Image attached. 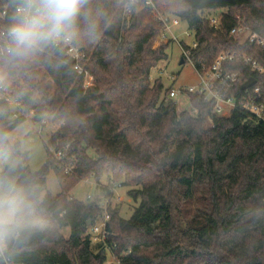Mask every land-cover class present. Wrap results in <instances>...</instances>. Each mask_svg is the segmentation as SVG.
I'll use <instances>...</instances> for the list:
<instances>
[{"label":"trees","instance_id":"16d2710c","mask_svg":"<svg viewBox=\"0 0 264 264\" xmlns=\"http://www.w3.org/2000/svg\"><path fill=\"white\" fill-rule=\"evenodd\" d=\"M127 1L90 0L83 10L88 18L81 15L72 30L74 44L89 58L88 89L65 52L51 43L0 61L4 93L25 113L33 112L42 128H56L45 144L47 162L33 173L28 154L8 141L27 119H11V108L0 101V135L7 137L0 141V166L7 163L0 175L35 192L33 226L8 244L9 263L106 264V249L93 247L88 234V224L95 225L103 211L97 203L76 201L72 192L83 181L99 183L108 176L140 201L128 221L118 210H107L106 242L116 246L120 264H264V124L240 109L217 117L212 105L196 96H191L196 117L178 111L166 99L173 87L165 90L161 79L151 77L169 58L171 41L160 37L164 25L143 5L127 20L122 11ZM154 3L195 34L198 47L189 58L196 67L210 66L223 52L246 53L264 63V51L231 36L240 23L264 35V0ZM220 10L216 30L202 16ZM5 24L0 19V26ZM187 60L184 56L183 64ZM235 69L243 74L232 93L237 99L251 78L264 93V75ZM64 150L65 159L56 160L54 154ZM51 171L60 187L56 197L46 192ZM0 264L6 263L0 258Z\"/></svg>","mask_w":264,"mask_h":264},{"label":"built area","instance_id":"2783aa9c","mask_svg":"<svg viewBox=\"0 0 264 264\" xmlns=\"http://www.w3.org/2000/svg\"><path fill=\"white\" fill-rule=\"evenodd\" d=\"M137 5L148 7L153 13L156 21L164 25V29L160 34L162 41H171V43L178 41L170 27V15H164L159 12L155 6L154 0H128L122 7L124 18L130 20L132 11ZM0 6L2 8V10H0V19L6 23L4 26H0L1 61L4 57L10 55L8 50L10 47L14 46L10 39L8 29L12 23L17 22L16 9L20 7V0H0ZM222 18V15H220L219 17L209 18L208 21L214 29L218 30L221 27ZM231 36L241 45H248L264 51V35L256 33L244 23H240L237 27L232 29ZM51 45L65 52L76 76L83 78L84 89L90 88L93 80L85 69L89 58L85 55L83 49L77 47L73 40L67 37H59L51 42ZM181 45L184 56L191 61L189 58L190 51L198 47L196 40L193 47L189 48V50L184 48L185 45ZM239 66L248 69L254 75H264V63H261L254 56H249L246 53L240 52H223L219 54L210 66H206L202 62H199L197 67L193 65L196 75L198 76V84L186 88H173L166 99L167 101H173L177 108L181 109L183 112L189 113V115L193 117L198 115V109L193 106L191 96H196L202 100L203 103L212 105L213 114L217 117L227 118L234 110L240 109L248 113L258 123L264 124V93L256 86L257 83L251 88L243 91V96L240 97V99H237L232 94L237 85L242 82V72L235 69ZM0 101H5L9 105L12 110L11 119L13 120L19 119L20 117L28 118L33 116V112L25 113L18 100L4 93L1 82ZM208 122L210 125L213 124L210 117L208 118ZM43 124H45V122H43ZM65 155L66 150L59 151L54 154V158L58 161H62L65 159ZM69 172L70 168L66 169L65 173L69 174ZM109 220L110 217L107 212V207H105L102 218L99 219L95 225L90 226L88 232L89 239L93 247H104L118 264H120V261L117 260L113 254L116 246H109L106 242L108 238L107 224ZM8 251V247H6L3 253L0 254V258L3 259L6 264H10L7 258Z\"/></svg>","mask_w":264,"mask_h":264},{"label":"rangeland","instance_id":"374dc122","mask_svg":"<svg viewBox=\"0 0 264 264\" xmlns=\"http://www.w3.org/2000/svg\"><path fill=\"white\" fill-rule=\"evenodd\" d=\"M223 13V10L206 11L202 17L209 19L212 17H219ZM170 27L178 41L171 43L167 50L169 57L167 62L160 64L157 69L153 70L151 74L152 80L156 81L157 79H161L165 90L171 87L177 89L180 87L186 88L197 85L199 80L192 62L187 60L185 64H181L184 57L181 44L192 48L195 43V34L188 29L186 23L177 17L170 16ZM41 76L42 73L39 78ZM177 109L183 112L181 109ZM26 119L27 120L23 124L8 136V141L11 145L18 143L20 151L28 154L29 169L31 172L35 173L47 162L45 144L49 141L52 133L56 131V128L52 125H47L42 128L39 123L34 122L33 116ZM2 164L3 165L0 166V174L3 172L4 165L7 163ZM108 190L111 192L109 193ZM128 191L129 189L126 187L112 185L108 176H105L99 183L94 180L81 182L72 192V197L76 201L85 204L97 203L103 213L105 207H107V210L109 208L118 210L119 217L128 221L140 204V201L136 202L128 195ZM46 192L50 193L53 197L60 194V187L54 171H51L47 177ZM44 195L45 193L42 196ZM63 234L65 237H68L70 234L69 229H64ZM106 264H118L109 252H107Z\"/></svg>","mask_w":264,"mask_h":264},{"label":"clouds","instance_id":"9594fccd","mask_svg":"<svg viewBox=\"0 0 264 264\" xmlns=\"http://www.w3.org/2000/svg\"><path fill=\"white\" fill-rule=\"evenodd\" d=\"M90 0H20L17 22L9 26L13 47L11 56L23 58L59 37L71 38L78 19ZM94 28V25H90ZM7 139L0 135V141ZM2 155V153H0ZM35 192L13 182L0 180V254L10 242H18L33 226L30 217L35 211Z\"/></svg>","mask_w":264,"mask_h":264},{"label":"water","instance_id":"95a60500","mask_svg":"<svg viewBox=\"0 0 264 264\" xmlns=\"http://www.w3.org/2000/svg\"><path fill=\"white\" fill-rule=\"evenodd\" d=\"M134 22H136V19H134ZM184 61H181V64H183ZM256 84V80L255 79H250L249 81H247L243 86H242V90L245 91L249 88H251L252 86H254ZM5 177L3 175H0V180L4 181ZM90 226V223L88 224V227Z\"/></svg>","mask_w":264,"mask_h":264}]
</instances>
